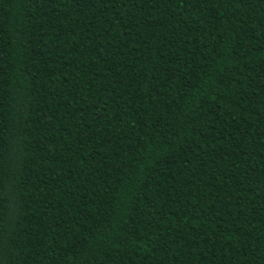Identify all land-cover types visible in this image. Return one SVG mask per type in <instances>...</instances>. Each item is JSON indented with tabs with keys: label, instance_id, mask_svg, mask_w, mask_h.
Returning a JSON list of instances; mask_svg holds the SVG:
<instances>
[{
	"label": "trees",
	"instance_id": "16d2710c",
	"mask_svg": "<svg viewBox=\"0 0 264 264\" xmlns=\"http://www.w3.org/2000/svg\"><path fill=\"white\" fill-rule=\"evenodd\" d=\"M0 264H264V0H0Z\"/></svg>",
	"mask_w": 264,
	"mask_h": 264
}]
</instances>
